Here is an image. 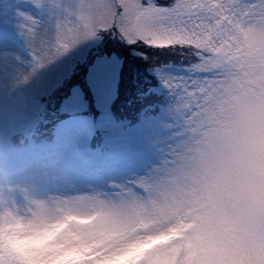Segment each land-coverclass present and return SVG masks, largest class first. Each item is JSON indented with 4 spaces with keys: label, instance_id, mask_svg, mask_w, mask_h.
Returning <instances> with one entry per match:
<instances>
[{
    "label": "snow or ice",
    "instance_id": "snow-or-ice-1",
    "mask_svg": "<svg viewBox=\"0 0 264 264\" xmlns=\"http://www.w3.org/2000/svg\"><path fill=\"white\" fill-rule=\"evenodd\" d=\"M10 9L4 22L31 56L18 83L104 33L153 64V50L184 62L177 76L161 72L171 62L154 68L180 121L159 164L111 192L58 201L60 210L76 202L122 229L141 225L147 236L181 230L138 264H264V0H10ZM3 190L21 203L25 189ZM0 264L17 262L4 253Z\"/></svg>",
    "mask_w": 264,
    "mask_h": 264
},
{
    "label": "rangeland",
    "instance_id": "rangeland-1",
    "mask_svg": "<svg viewBox=\"0 0 264 264\" xmlns=\"http://www.w3.org/2000/svg\"><path fill=\"white\" fill-rule=\"evenodd\" d=\"M0 9L7 10L4 20H0V53L8 54L6 57L0 55V254H9L17 264H138L156 238L164 240L165 243L160 246L181 239L182 233L178 228L147 236L142 235L144 228L141 225L130 224L122 229L103 220L91 208L81 207L76 202L64 211L60 210L63 205L57 206L58 201H67L70 197L111 192L113 185L127 184L158 165L169 146L175 142V133L179 130L176 104L163 110L150 126L123 134L121 141L116 133L118 129L113 128L110 120L104 117L94 124L92 120H69L60 129V147L52 159L53 152L33 155L32 158L29 155H16L14 159L24 167L22 172L2 163V152L7 149L10 137L27 130L42 109L41 97L49 95L72 73L103 34L99 39L85 40L75 45L38 69L25 82L18 83L31 68V56L14 24L4 22L10 14V0H0ZM25 10L35 14L32 9ZM111 36L128 45L118 37ZM134 54L137 55L136 52ZM121 62L114 56L105 58L99 60L88 73L89 86L99 109H106L108 101L114 97ZM164 75L179 74L166 71ZM62 109L76 113L87 109V106L81 100L80 92L75 90ZM95 124L109 131L112 137L109 146L112 149L120 148V143L125 146L134 142L147 152L138 160L124 162L115 170L108 171L103 178L88 175L85 173L88 170L84 171L76 165L74 154L78 150L87 151L85 140ZM164 127L172 131L161 133L160 129ZM52 182L61 183L63 188H49L47 185ZM3 188L25 189L20 193L21 203L18 204ZM41 198L43 200L40 201ZM148 227L157 228L159 225ZM126 240L129 242L125 243ZM121 245L124 247L118 253L104 255L105 251L119 249ZM201 251L206 253L208 250ZM169 254L165 250L164 255ZM161 264H170V261H162Z\"/></svg>",
    "mask_w": 264,
    "mask_h": 264
},
{
    "label": "bare ground",
    "instance_id": "bare-ground-1",
    "mask_svg": "<svg viewBox=\"0 0 264 264\" xmlns=\"http://www.w3.org/2000/svg\"><path fill=\"white\" fill-rule=\"evenodd\" d=\"M94 64H95V63H94ZM93 66H94V65H93ZM98 84H99V83H98ZM105 93H106V91L103 92V93H101V96L104 95ZM41 200H43V198H41L40 201H41Z\"/></svg>",
    "mask_w": 264,
    "mask_h": 264
},
{
    "label": "clouds",
    "instance_id": "clouds-1",
    "mask_svg": "<svg viewBox=\"0 0 264 264\" xmlns=\"http://www.w3.org/2000/svg\"><path fill=\"white\" fill-rule=\"evenodd\" d=\"M19 226H20V223L18 222L17 227H19Z\"/></svg>",
    "mask_w": 264,
    "mask_h": 264
}]
</instances>
